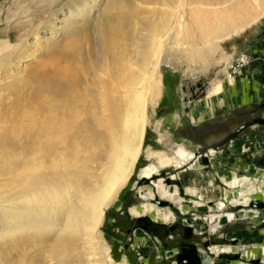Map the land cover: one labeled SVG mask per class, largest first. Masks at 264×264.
Returning <instances> with one entry per match:
<instances>
[{"label":"bare ground","instance_id":"obj_1","mask_svg":"<svg viewBox=\"0 0 264 264\" xmlns=\"http://www.w3.org/2000/svg\"><path fill=\"white\" fill-rule=\"evenodd\" d=\"M214 2L82 0L63 17L51 15L49 29H42L51 35L34 32L35 42L23 40L21 44L11 38L0 39V95L8 92L11 101L6 116L0 115V241L8 239L0 245V264H24L13 261L15 249L24 258L30 255L26 258L29 264H35L37 258L42 264H128L126 259H113L101 226L107 209L136 174L143 153L156 162L139 170L140 178L147 180L160 169L179 167L193 158L186 171L171 179L183 183L194 197L216 202L221 211L231 202L247 206L253 198L264 200V182L241 191L226 189L222 198L221 188L215 185L208 167L200 164L199 156L179 147L172 157L145 148L152 124L150 107L155 108L163 95L161 65L198 61L202 65L197 66H203L206 54L220 42L264 16V6L247 15L245 7L252 2L243 5L242 1L234 9L223 10L218 8L228 0ZM80 18L81 27L90 24L81 32V48L67 40L65 50L52 51L49 59L41 58L30 67L25 64L37 59L42 46L67 29L79 35L74 25H80ZM94 54L96 65L91 63ZM229 74L226 85L220 80L213 83L209 98L223 97L226 87L235 84ZM203 107L195 116L203 119L214 114L204 112ZM240 145L237 140L231 142V151L238 152ZM207 155L216 169L223 166L214 149ZM230 163L237 166L236 160ZM5 165L9 170L4 173ZM256 173L264 178L261 172ZM4 175L7 177L2 179ZM219 178L231 188L252 183L251 178L228 172H220ZM155 185L157 194L181 214L191 207L199 211L209 208L195 200L181 202L177 186L162 181ZM131 212L159 222L177 220L169 207L144 204ZM250 212L221 215L220 225L212 232L229 222L244 221ZM252 236L255 234L245 237ZM245 248L223 245L208 250L217 255L263 253L259 245ZM139 256L147 259L145 252ZM209 264L239 263L212 257Z\"/></svg>","mask_w":264,"mask_h":264},{"label":"rangeland","instance_id":"obj_2","mask_svg":"<svg viewBox=\"0 0 264 264\" xmlns=\"http://www.w3.org/2000/svg\"><path fill=\"white\" fill-rule=\"evenodd\" d=\"M81 1L0 0V39L11 38L10 41L13 43L21 44L23 40L31 43L35 42L34 32H38L40 35H51L47 30H42L43 27L48 28L47 24L51 15L57 13L58 17H63L65 13L67 15L70 10H75V7H79ZM242 1L243 5H247V2H252V6L254 5V8L252 6L245 7L248 16L254 15L258 11L259 6H261L260 8L264 6V0H228L224 6H218L220 7L218 9H234L235 5ZM214 3H216V0ZM79 22L80 25H74L77 27L79 35H74L71 30L67 29V32L59 34L55 41L48 43L47 46L44 44L42 46L44 48H41L43 51L40 49L41 52H39L37 59L28 60L25 64L30 67L41 58L49 59L52 56V51L58 49L65 50L69 40L81 48V32L84 31V27H87L88 30L90 24L82 21L85 25L81 27V18ZM262 34H264V16L240 34L220 42L217 48L206 54L207 60L203 66H197L202 65L198 61L192 64L181 61H175L170 64L163 63L160 73L164 83L163 95L155 108L150 107L152 124L149 126L146 134L145 148L165 152L170 157L174 156V152L178 147L188 150L192 155L196 153L198 156H205L207 151L203 149L202 141H207V143L217 142L226 133L233 131L245 121L249 120L253 122L239 133L236 139L227 141L225 147L220 146L217 148V145L209 146V148L216 151L218 160L221 159L224 162L220 169H216L213 165L208 167L211 171V176L215 179V185L221 188L222 198L225 196L226 189L231 192L233 189L234 191H241L243 188L247 189L253 185L258 186V184L260 185L264 182V178L256 173L261 172L264 176V165H258L256 162V157H264V95L253 99V93L250 90L251 86L246 84V81L253 82L254 90H257L259 83L257 79H253L252 73L254 71L247 67L248 64L240 71H237L235 76L232 75L235 84L226 87L223 97L209 98L208 95L214 82L220 80L226 85L227 78L230 76L227 69L229 64L233 63L244 52L251 55L248 50L244 49L248 44L255 41L258 35ZM46 51L47 53H45ZM92 61L91 63L96 65V54L92 55ZM29 78L31 79V74H29ZM260 87L263 88V86ZM7 93L0 95L1 116H6L5 113H7L9 105L11 106L10 97ZM254 97H256L255 94ZM208 99L211 101L207 105L205 103H207ZM204 104L211 107H203ZM3 105L7 108L3 107ZM201 107L206 110L204 112L210 110L214 114L203 119L198 115L195 116L194 112ZM4 109L5 111H3ZM255 119L259 120V122H255ZM223 121H227L224 126L208 128L203 134L191 136L187 133L191 128L210 127ZM236 140L241 145L239 146V151L233 153L230 149V143L236 142ZM192 159L186 160L181 165L182 167L171 166V168H166V171L165 169H160L158 174L147 180L140 178L139 170L151 162H156L155 160H148L145 153L142 154L136 174L130 178L128 185L121 190L117 200L107 209L104 222L101 226L103 234L110 242V253L113 259L116 261L126 259L128 264H181L180 259H178L180 244L197 243L198 249L203 251V245L207 242V249L223 245H245L246 248L244 250H249L248 248L259 245L263 253L256 256L249 255V253L244 254L242 251L234 254L224 253L218 255L211 252V250L208 251L213 258L220 260V262L264 264V209L262 207H252L251 205L236 206V204L231 202L228 203L227 208L221 211L218 209L216 202H210L201 198L200 200L189 194L187 192L188 189L185 188L183 183L169 179L171 174L173 176L174 173L186 171L188 168L184 170L183 167L189 166ZM203 159V157L200 158V164L207 166L203 163ZM232 160H236L237 166H233L230 163ZM0 163H2V159H0ZM3 167V172H8L9 166L5 165ZM220 172H228L238 177L242 175V177L251 178L252 183L231 188L229 185H224L220 180ZM166 174H169V177ZM6 177L7 175L1 176L2 179ZM158 181H162L164 185L179 187L181 202L195 200L207 204L209 208L201 211L197 207L187 208V211L181 214L182 226L178 229L172 228L176 224V219L168 222H159L147 215L133 214L131 212L132 208L140 207L144 204L156 205L158 208L169 207L173 211V207L176 206L168 201V199L162 198L157 194L155 183ZM150 191L153 193L152 196ZM158 199L167 200L169 203L161 205L157 203ZM253 200L255 199L253 198ZM259 200H262V198H259ZM254 209L257 210V213H253ZM244 210L251 211L249 218L235 223L229 222V224L222 226L224 228L212 232V229L216 225H220L221 222L219 220L221 219V215ZM136 216L148 220L149 230L132 223L134 219L138 218ZM183 227L191 230V236H187L185 232L183 233ZM254 234L255 236L251 238L245 237ZM240 236L243 237L241 238ZM5 240L7 241L8 239ZM6 241L1 240L0 245L2 246ZM13 251L11 256L16 258V260L12 258L13 261L29 264L26 258L30 257V255L24 258V255H18L19 253L16 249ZM144 252L147 254L146 260L141 259L139 256L140 253ZM19 259L22 261H19ZM181 259L187 260V258ZM8 260L12 261L10 256ZM36 260L35 264H39V262L40 264L44 263L41 262L40 258Z\"/></svg>","mask_w":264,"mask_h":264},{"label":"flooded vegetation","instance_id":"obj_3","mask_svg":"<svg viewBox=\"0 0 264 264\" xmlns=\"http://www.w3.org/2000/svg\"><path fill=\"white\" fill-rule=\"evenodd\" d=\"M226 123H227V121H223V122H218L216 124H213L210 127L191 128V130L189 132H187V133H189V135H191V136L198 135V134H203L205 131L208 130V128L222 127ZM231 132L226 133L222 137V139H219L217 142L207 143V141H202L201 142L202 145H203L202 147H203L204 150L207 151V153H206L205 156L204 155L203 156H200L199 155V157L200 158H202V157L203 158L204 157L208 158V155L207 154H209L210 150L212 149V148H209L210 145H217V148H219L220 146L225 147L227 145L226 142L227 141H230L229 136H230ZM201 140H202V138H201ZM194 154L197 155L196 153H194ZM207 160H209L207 163H204V162L203 163L205 165H207V167H209L210 165H212V163H211V160L209 158ZM256 162L258 163V165H263L264 164V157H262V156L256 157ZM187 168H189V166L183 167L184 170L187 169ZM165 171H166V169H165ZM177 173H174V174H177ZM166 175H167V177H169V174H166ZM171 175H170L169 179L170 180H175V179H171ZM136 217H139V216H136ZM263 221H264V219H263ZM181 222H177V220H176V224L173 225L172 228L173 229L181 228V226H182L181 225ZM132 223L133 224H138V225L142 226L144 229L149 230V222H148V220L146 218H143V217L141 219H137L136 218V219H134L132 221ZM154 223H156V222H154ZM183 229H184L183 230V233L185 232V234L187 236H191L192 232H191V230L189 228L183 227ZM181 258H187V260L184 261ZM178 259H180L181 264H184V263L185 264H203L202 251L198 249L197 243H193V244H191V243H182V244H180V252H179V255H178Z\"/></svg>","mask_w":264,"mask_h":264},{"label":"crops","instance_id":"obj_4","mask_svg":"<svg viewBox=\"0 0 264 264\" xmlns=\"http://www.w3.org/2000/svg\"><path fill=\"white\" fill-rule=\"evenodd\" d=\"M244 50H248V52H250L253 57V61H251V63H249L247 67L251 68V70L254 71L252 73L253 79H257L259 83L258 88L256 87L257 90L253 89V82L246 80L245 81L246 84L251 86L250 90L253 93V99H257L260 98L261 95H264V34L258 35L255 41L248 44V46ZM260 86H263V88H261ZM253 90L255 91V93ZM254 94L256 97H254Z\"/></svg>","mask_w":264,"mask_h":264},{"label":"water","instance_id":"obj_5","mask_svg":"<svg viewBox=\"0 0 264 264\" xmlns=\"http://www.w3.org/2000/svg\"><path fill=\"white\" fill-rule=\"evenodd\" d=\"M257 121L259 122V120L255 119V122H257ZM252 123L253 122H250L249 120H247L243 124L237 126V128L234 131L231 132V134L229 136V139L230 140L236 139L237 135H239V133H241L244 129H246ZM207 159L208 158L204 157V159H203L204 163H207L209 161ZM157 203H159L161 205H167L169 202L167 200L158 199ZM250 205L252 207H259V208L262 207V208H264V203L262 201H260V200H253ZM173 211L177 215V222H181L182 221L181 212H179V210L176 207H173ZM141 218L142 217H138L137 219H141ZM207 246H208V243L206 242L203 245V251H202V257H203V263L204 264H209V262L212 259V255L209 253V251L207 249Z\"/></svg>","mask_w":264,"mask_h":264},{"label":"built area","instance_id":"obj_6","mask_svg":"<svg viewBox=\"0 0 264 264\" xmlns=\"http://www.w3.org/2000/svg\"><path fill=\"white\" fill-rule=\"evenodd\" d=\"M253 61V57L247 54L246 52L242 53L237 59L234 60L233 63L229 64L228 70L229 73H232L233 76L236 75L237 71H240L243 67Z\"/></svg>","mask_w":264,"mask_h":264}]
</instances>
